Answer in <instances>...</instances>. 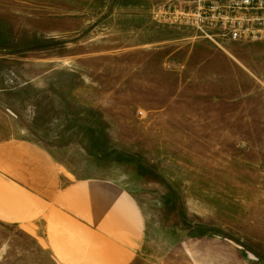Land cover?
I'll return each instance as SVG.
<instances>
[{
	"label": "rangeland",
	"instance_id": "374dc122",
	"mask_svg": "<svg viewBox=\"0 0 264 264\" xmlns=\"http://www.w3.org/2000/svg\"><path fill=\"white\" fill-rule=\"evenodd\" d=\"M195 9L0 0V139L130 192L146 221L130 264H168L200 237L264 264V40L207 37L181 14ZM0 264L59 263L40 231L0 220Z\"/></svg>",
	"mask_w": 264,
	"mask_h": 264
},
{
	"label": "crops",
	"instance_id": "0c3cea01",
	"mask_svg": "<svg viewBox=\"0 0 264 264\" xmlns=\"http://www.w3.org/2000/svg\"><path fill=\"white\" fill-rule=\"evenodd\" d=\"M0 220L40 231L59 264H130L142 254L146 221L123 186L64 172L53 155L25 138L0 139ZM168 264H247L229 240L200 237Z\"/></svg>",
	"mask_w": 264,
	"mask_h": 264
},
{
	"label": "built area",
	"instance_id": "2783aa9c",
	"mask_svg": "<svg viewBox=\"0 0 264 264\" xmlns=\"http://www.w3.org/2000/svg\"><path fill=\"white\" fill-rule=\"evenodd\" d=\"M181 14L210 38L222 30L234 41L264 40V0H196L195 10Z\"/></svg>",
	"mask_w": 264,
	"mask_h": 264
}]
</instances>
